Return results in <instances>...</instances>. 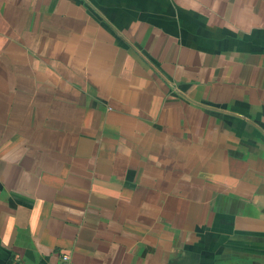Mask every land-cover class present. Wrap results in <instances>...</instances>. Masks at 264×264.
<instances>
[{"label": "crops", "instance_id": "0c3cea01", "mask_svg": "<svg viewBox=\"0 0 264 264\" xmlns=\"http://www.w3.org/2000/svg\"><path fill=\"white\" fill-rule=\"evenodd\" d=\"M0 264H264V0H0Z\"/></svg>", "mask_w": 264, "mask_h": 264}]
</instances>
